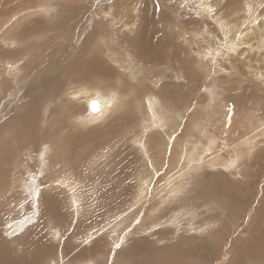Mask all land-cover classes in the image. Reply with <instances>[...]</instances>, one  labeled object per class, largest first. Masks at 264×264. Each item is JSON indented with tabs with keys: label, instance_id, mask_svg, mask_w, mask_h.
I'll return each mask as SVG.
<instances>
[{
	"label": "rangeland",
	"instance_id": "374dc122",
	"mask_svg": "<svg viewBox=\"0 0 264 264\" xmlns=\"http://www.w3.org/2000/svg\"><path fill=\"white\" fill-rule=\"evenodd\" d=\"M0 98V263L264 264V0H0Z\"/></svg>",
	"mask_w": 264,
	"mask_h": 264
},
{
	"label": "bare ground",
	"instance_id": "6f19581e",
	"mask_svg": "<svg viewBox=\"0 0 264 264\" xmlns=\"http://www.w3.org/2000/svg\"><path fill=\"white\" fill-rule=\"evenodd\" d=\"M204 2V1H203ZM82 6V5H81ZM206 7V6H205ZM79 8V7H78ZM83 11V10H82ZM142 29V28H141ZM141 34H142V32H141ZM122 38H124V39H126L125 37H122ZM121 38V39H122ZM140 40V39H139ZM122 41V40H121ZM161 45H163V44H161ZM160 45V46H161ZM139 46V45H138ZM137 46V47H138ZM140 48V47H139ZM210 49V48H209ZM211 54V53H210ZM209 55V54H208ZM212 55V54H211ZM179 68V67H178ZM7 71H9V73L7 72ZM15 71H16V67H11V68H5V71L3 70V72H2V75H3V77L5 76V74L9 77L10 75H13V74H15ZM198 74V73H197ZM83 95V98H85V99H83L82 98V102H84L85 104H86V102H87V105L89 106V111L91 112V113H99L101 110H103V109H106V112H108V110H110V109H112V105L111 104H107L108 103V99H106L105 101H100V100H98V97H93L92 99H87L86 97H88V96H86V95H84V94H82ZM100 99V98H99ZM0 100H1V98H0ZM153 105V103L152 102H150V106H152ZM111 106V107H110ZM230 113H232L231 111H230ZM97 115H99V114H97ZM230 118V117H229ZM228 118V119H229ZM86 120V118H84V121ZM20 124V123H19ZM21 124H22V126L21 127H19L18 129H17V131H13L14 130V128L13 127H8L7 128V130H6V132H4L3 131V129H2V127H0V132H1V136H2V138H1V145L2 144H6V143H10V142H13L15 139H14V134H16L17 136H18V140H17V144H19L17 147H15L14 149H13V151H14V154L16 153V151L18 150V152H20L21 151V149H20V147H21V143H20V141H21V139H20V136H21V129L23 130V125L25 124H23V121H21ZM3 136H7L6 137V139H4L3 138ZM72 142H74V144L76 143V139H73V141ZM72 144V143H71ZM73 144V145H74ZM0 145V146H1ZM139 146H140V144H138ZM14 146H15V144H14ZM6 149H8V148H6ZM1 150H2V154H3V151H6L5 149H4V147H2L1 148ZM12 150V149H11ZM146 151V147H145V149H144V152ZM8 152V151H7ZM6 155V154H5ZM10 155H9V153L6 155V156H3V163H4V161L9 157ZM145 156H147V154H145ZM71 157H68L67 159H70ZM150 159V158H149ZM194 159L195 158H191V155H190V157L188 158V162H187V164H192V167L193 166H197V164L196 163H194ZM118 162V161H117ZM178 162V161H177ZM152 163V162H151ZM127 166V165H126ZM113 167V166H112ZM123 167V166H122ZM153 167H154V165H153ZM155 168V167H154ZM174 168H175V166H174ZM174 168L172 169V170H174ZM118 170V169H117ZM157 170L156 169H154V174H155V172H156ZM4 173V172H3ZM179 173L177 172V173H175L173 176H171V179L174 181V183H175V181H176V179L177 178H179L180 177V175H178ZM108 175H110L109 177L112 179L113 178V176L114 177H116V176H123V177H126V176H128V170H127V168H123L122 170H119V171H115V170H111V172L110 171H108V174L106 175H104V176H108ZM178 175V176H177ZM121 179V178H120ZM125 183V182H124ZM122 183H120V185H121ZM176 184V183H175ZM45 185H47L46 187H48L49 186V184H48V182L47 181H45ZM142 185H143V188L144 189H149V182L148 181H146V180H144L143 181V183H142ZM164 186H165V188H168V189H170V184L168 185V184H166V182H165V184H164ZM178 186V185H177ZM124 187V186H123ZM24 188H26V187H24ZM117 187H116V185H115V183L114 182H111L110 184H109V190H115ZM128 188V187H127ZM164 188V190L163 189H161L160 190V192L159 193H161V192H164L166 189ZM47 189V188H46ZM45 189V190H46ZM125 189V188H124ZM152 189V188H151ZM126 193H128V192H126ZM125 193V194H126ZM153 193H155L154 192V190H153ZM159 193H157V194H159ZM149 194H151V193H149ZM153 195V194H152ZM262 195V194H261ZM126 196V195H125ZM144 197V196H143ZM146 199V198H145ZM150 200H152L151 198H149ZM147 200H148V198H147ZM140 205H141V203H140ZM127 215V214H126ZM52 219V218H51ZM259 237V236H258ZM94 239V238H93ZM2 244V243H1ZM1 247V246H0ZM4 249V248H3ZM49 249V248H48ZM5 251V250H4ZM44 253V252H43ZM42 253V254H43ZM1 254V253H0ZM3 254V253H2ZM1 256V255H0ZM3 257V256H2ZM6 257V256H5ZM4 258V257H3ZM2 260V259H1ZM8 260V259H7ZM3 261V260H2ZM25 261V260H24ZM5 262V261H4ZM4 262L3 263H0V264H4ZM6 263H7V261H6ZM156 263H157V261H156ZM9 264V263H8Z\"/></svg>",
	"mask_w": 264,
	"mask_h": 264
},
{
	"label": "snow or ice",
	"instance_id": "6c2138e0",
	"mask_svg": "<svg viewBox=\"0 0 264 264\" xmlns=\"http://www.w3.org/2000/svg\"><path fill=\"white\" fill-rule=\"evenodd\" d=\"M229 111H231V109H229ZM116 247H119V245H117Z\"/></svg>",
	"mask_w": 264,
	"mask_h": 264
}]
</instances>
